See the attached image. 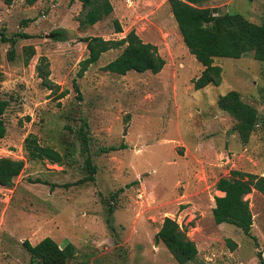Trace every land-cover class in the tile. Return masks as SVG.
<instances>
[{
	"label": "rangeland",
	"instance_id": "374dc122",
	"mask_svg": "<svg viewBox=\"0 0 264 264\" xmlns=\"http://www.w3.org/2000/svg\"><path fill=\"white\" fill-rule=\"evenodd\" d=\"M109 1L112 13L83 27L78 1L27 6L0 0V96L9 104L0 158L25 161L28 134L62 154L73 150L61 165L25 161L13 186L0 188V264H32L22 243L36 245L46 237L61 248L75 247L68 264H178L154 242L165 217L174 219L198 250L187 264H260L264 198L255 191L245 197L256 241L232 225H216L212 208L220 177L232 170L264 174V62L252 53L215 59L220 83L194 90L204 68L188 53L169 0ZM219 3H224L220 14H240L254 24L264 20V0ZM114 21L122 33H116ZM131 31L157 47L165 60L161 72L103 71L121 53L116 49L78 77L88 55L82 39L118 40ZM42 56L52 91L36 72ZM229 91L258 114L245 144L232 117L217 106ZM62 92L66 95L59 98ZM227 241L236 244L233 251Z\"/></svg>",
	"mask_w": 264,
	"mask_h": 264
},
{
	"label": "trees",
	"instance_id": "16d2710c",
	"mask_svg": "<svg viewBox=\"0 0 264 264\" xmlns=\"http://www.w3.org/2000/svg\"><path fill=\"white\" fill-rule=\"evenodd\" d=\"M39 0H22L27 6H33ZM81 4L80 26L91 27L107 18L113 11L109 0H73ZM204 0H169L170 10L176 22L179 34L190 55L204 68L201 75L193 81L194 90H200L208 85H218L221 81V68L214 65L215 59H240L247 53H252L253 59L264 62V20L261 24H254L240 14L218 13L216 8L200 6ZM10 5L13 0H5ZM116 33H122L117 21H114ZM56 36L59 33L56 32ZM86 45L87 57L80 62L78 77L93 64L100 56L110 50L122 49L121 53L102 69L105 72L123 76L128 72L158 74L165 66V60L159 55L157 47L143 42L139 36L131 31L118 40H104L101 37H86L81 40ZM45 57L39 58L36 65L38 78L44 88L52 91L49 80V70ZM66 92L59 94L65 97ZM8 101L0 96V139L6 135L4 113ZM219 110L228 113L234 120V130L242 143H247L250 135L255 131L259 118L241 100L236 91H229L217 100ZM82 142L86 143V136L82 128L78 131ZM110 147L116 151L124 149ZM25 161L48 162L51 165H61L65 158L73 155V150L65 154L54 148L43 146L34 134H28L22 146ZM24 160L0 158V188H11L14 180L25 167ZM90 167V159L86 160ZM91 171L95 167L91 166ZM215 190L221 196L214 197L212 218L216 225L229 224L239 229L246 237L256 241L251 233L252 213L249 202L245 197L253 191L264 197V176L239 170L230 171L227 177H220L215 183ZM112 212V210H111ZM156 244L162 243L178 264H187L197 258L198 250L186 231L174 220L165 217L154 236ZM233 251L236 244L227 241ZM30 254L32 264H68L75 257V247L67 243L60 247L54 240L46 237L36 245L28 241L22 243ZM260 264H264L261 254H258Z\"/></svg>",
	"mask_w": 264,
	"mask_h": 264
},
{
	"label": "crops",
	"instance_id": "0c3cea01",
	"mask_svg": "<svg viewBox=\"0 0 264 264\" xmlns=\"http://www.w3.org/2000/svg\"><path fill=\"white\" fill-rule=\"evenodd\" d=\"M206 0H204L203 1V3L200 5V6H202V7H206V6H203L204 5V2H205ZM222 0H219V2H221ZM219 2H216V0H212L210 3H209V6H207V7H209V8H216V9H218V11H220V8H222L223 7V5H224V3H219ZM217 3V4H216ZM219 4H221V5H219ZM229 155H227V156H223L222 158H223V160L224 159H227V160H225V162L223 163V164H228L229 162H231L230 160H229ZM221 158V159H222ZM259 176H264V174H260ZM216 183V182H215ZM214 183V184H215ZM254 192V191H253ZM254 193H256L257 195H259V196H261V197H263L262 195H260L259 193H257V192H254ZM215 195L216 196H221L222 194L221 193H219L218 191H215ZM264 198V197H263Z\"/></svg>",
	"mask_w": 264,
	"mask_h": 264
},
{
	"label": "built area",
	"instance_id": "2783aa9c",
	"mask_svg": "<svg viewBox=\"0 0 264 264\" xmlns=\"http://www.w3.org/2000/svg\"><path fill=\"white\" fill-rule=\"evenodd\" d=\"M225 160H227V159H225ZM138 197H140V195Z\"/></svg>",
	"mask_w": 264,
	"mask_h": 264
},
{
	"label": "water",
	"instance_id": "95a60500",
	"mask_svg": "<svg viewBox=\"0 0 264 264\" xmlns=\"http://www.w3.org/2000/svg\"><path fill=\"white\" fill-rule=\"evenodd\" d=\"M50 37H52V35H51ZM124 133H125V132H124Z\"/></svg>",
	"mask_w": 264,
	"mask_h": 264
}]
</instances>
